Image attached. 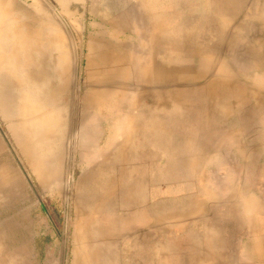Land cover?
I'll list each match as a JSON object with an SVG mask.
<instances>
[{"label":"rangeland","instance_id":"obj_1","mask_svg":"<svg viewBox=\"0 0 264 264\" xmlns=\"http://www.w3.org/2000/svg\"><path fill=\"white\" fill-rule=\"evenodd\" d=\"M263 146L264 0H0V264H187Z\"/></svg>","mask_w":264,"mask_h":264},{"label":"crops","instance_id":"obj_2","mask_svg":"<svg viewBox=\"0 0 264 264\" xmlns=\"http://www.w3.org/2000/svg\"><path fill=\"white\" fill-rule=\"evenodd\" d=\"M262 148L257 157L251 150L250 164L240 161L234 212L221 214L223 220L216 229L217 235L194 238L191 248L183 252L187 264H264V146ZM243 150L247 149L243 147ZM248 168L254 172L247 177L243 170ZM160 249L155 264H162ZM169 253L170 264H174V250L171 248Z\"/></svg>","mask_w":264,"mask_h":264},{"label":"bare ground","instance_id":"obj_3","mask_svg":"<svg viewBox=\"0 0 264 264\" xmlns=\"http://www.w3.org/2000/svg\"><path fill=\"white\" fill-rule=\"evenodd\" d=\"M161 22H163V21H161ZM164 23V22H163ZM161 25V24H160ZM6 61H8V60H6ZM88 70H89V67L87 68ZM94 93L95 92H93L92 91V95H94ZM104 96L105 95V93L104 92H101V93H99V96ZM256 96V95H255ZM259 98V97H258ZM159 99V98H158ZM115 100V99H114ZM263 108V107H262ZM147 112V111H146ZM146 115V114H145ZM260 115V114H259ZM148 117V116H147ZM125 118V117H124ZM131 119V118H130ZM142 119V118H141ZM132 122V121H131ZM120 123H121V119H119V118H117L116 120H115V125L113 126V127H111V129L112 130H116L118 127H119V125H120ZM143 123H145V122H143ZM127 124V123H126ZM125 125V124H124ZM123 125V126H124ZM143 126H144V124H143ZM146 126V125H145ZM140 128H141V126H140ZM139 129V128H138ZM147 129V128H146ZM145 129V130H146ZM126 130V129H125ZM117 131H119V130H117ZM131 131V130H130ZM133 131V130H132ZM146 132H147V130H146ZM149 133V132H148ZM126 136H124V138H125ZM69 139V138H68ZM143 139V138H142ZM144 141V140H143ZM142 141V142H143ZM137 143H139V142H137ZM135 145V144H134ZM119 147V146H118ZM246 147V146H245ZM246 149V148H245ZM121 151V150H120ZM245 152V151H244ZM256 152V151H255ZM130 153V152H129ZM135 153V152H134ZM116 159V158H115ZM121 159V158H120ZM254 159V158H253ZM108 160V159H107ZM118 160V159H117ZM125 162H126V160H125ZM119 164V163H118ZM197 164V163H196ZM250 164V163H249ZM169 169V168H168ZM250 188V187H249ZM253 188V187H252ZM242 194V193H241ZM242 197H243V195H242ZM241 197V198H242ZM246 197V196H245ZM245 199V198H244ZM249 203V202H248ZM246 205V204H245ZM247 206H248V204H247ZM80 212V211H79ZM78 215V214H77ZM256 215V214H255ZM98 242H100V241H98ZM74 243V242H73ZM90 245V244H89ZM4 247V246H3ZM264 247V246H263ZM3 250V249H2ZM92 250V249H91ZM7 251V250H6ZM101 251V250H100ZM78 260V259H77ZM95 260V259H94ZM96 261V260H95Z\"/></svg>","mask_w":264,"mask_h":264}]
</instances>
